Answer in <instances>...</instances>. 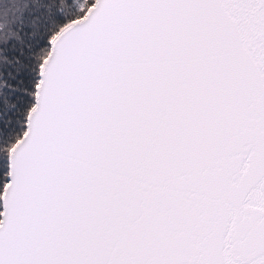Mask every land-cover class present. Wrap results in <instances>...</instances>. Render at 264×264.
<instances>
[{"label": "snow or ice", "instance_id": "snow-or-ice-1", "mask_svg": "<svg viewBox=\"0 0 264 264\" xmlns=\"http://www.w3.org/2000/svg\"><path fill=\"white\" fill-rule=\"evenodd\" d=\"M0 264H264V0H0Z\"/></svg>", "mask_w": 264, "mask_h": 264}]
</instances>
